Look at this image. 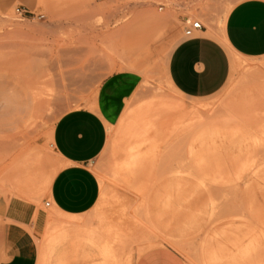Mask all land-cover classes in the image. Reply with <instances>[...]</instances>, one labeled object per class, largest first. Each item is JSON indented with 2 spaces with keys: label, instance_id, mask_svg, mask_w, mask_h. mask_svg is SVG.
<instances>
[{
  "label": "rangeland",
  "instance_id": "374dc122",
  "mask_svg": "<svg viewBox=\"0 0 264 264\" xmlns=\"http://www.w3.org/2000/svg\"><path fill=\"white\" fill-rule=\"evenodd\" d=\"M238 1L41 0V19L0 12V196L47 211L40 264H135L156 247L184 264H264V58L237 56L208 97L181 94L167 74L185 37L179 15L216 26ZM118 70L142 82L91 164L99 200L64 217L41 202L62 166L54 125L91 107Z\"/></svg>",
  "mask_w": 264,
  "mask_h": 264
},
{
  "label": "crops",
  "instance_id": "0c3cea01",
  "mask_svg": "<svg viewBox=\"0 0 264 264\" xmlns=\"http://www.w3.org/2000/svg\"><path fill=\"white\" fill-rule=\"evenodd\" d=\"M40 1L0 0V12L8 13L15 5L35 11ZM188 18L179 15L183 23ZM237 56L264 58V0H239L219 25H204L193 37H183L169 54L167 74L181 94L208 97L227 83ZM141 82L137 71L113 72L101 82L91 107L71 109L58 118L52 138L62 166L51 179L42 203L50 201L49 208L64 217L80 216L93 209L101 186L91 164L103 151L111 126L120 120ZM47 219V211L34 201L0 196V264H40L35 235L44 229ZM135 264L184 261L176 250L156 247L145 251Z\"/></svg>",
  "mask_w": 264,
  "mask_h": 264
},
{
  "label": "built area",
  "instance_id": "2783aa9c",
  "mask_svg": "<svg viewBox=\"0 0 264 264\" xmlns=\"http://www.w3.org/2000/svg\"><path fill=\"white\" fill-rule=\"evenodd\" d=\"M15 11L20 17H35V16H37L40 19L44 18L43 14L37 15L35 11H30L21 5L16 6ZM185 23L187 25L185 28V36L186 37H193L198 31H201L204 28V24L200 20H192V19L188 18ZM45 205L47 207H49L51 205V202L47 201L45 203Z\"/></svg>",
  "mask_w": 264,
  "mask_h": 264
},
{
  "label": "bare ground",
  "instance_id": "6f19581e",
  "mask_svg": "<svg viewBox=\"0 0 264 264\" xmlns=\"http://www.w3.org/2000/svg\"><path fill=\"white\" fill-rule=\"evenodd\" d=\"M8 17H9V16H8ZM13 35H14V34H13ZM167 45H168V44H167ZM164 52H165V51H164ZM239 59H240V58H239ZM39 80H40V79H39ZM39 80H38V81H39ZM38 81H36V82H38ZM42 82H43V80H42ZM39 84H41V83H39ZM30 85H31V88L33 89V87H32L33 84H30ZM35 89H36V88H35ZM38 89H39V88H38ZM42 92H43V91H42ZM47 93H48V92H47ZM36 94H38V93H36ZM40 94H41V93H40ZM43 94H44V93H43ZM35 96H36V95H35ZM37 96H38V95H37ZM39 98H40V97H39ZM42 98H43V97H42ZM46 98L48 99V97H46ZM40 99H41V98H40ZM38 100H39V99H38ZM43 100H44V99H43ZM38 102H39V101H38ZM39 103H40V102H39ZM44 104H45V103H44ZM45 106H46V105H45ZM50 107H51V106H50ZM204 109H205V108H204ZM196 111H197V113H199V112L201 113V111H199V110H194V113L192 112V114L196 115V114H195ZM198 111H199V112H198ZM188 112H189V111H187V113H188ZM36 113H38V112H36ZM185 113H186V112H185ZM204 113H206V112H204ZM199 115H200V114H199ZM184 116H186V115L183 114V117H181V118H184V119H185ZM205 116H206V115H204V117H205ZM35 117H37V116L35 115ZM187 117L191 118L192 116L190 117V116H188V114H187ZM187 117H186V119H188ZM198 117H203V115L198 116ZM209 117H211V116H209ZM38 118H39V117H38ZM192 118H193V117H192ZM192 118H191V119H192ZM194 119H195V118H194ZM209 119H210V118H209ZM212 119H213V118L211 117L210 120H212ZM217 119H219V118H217ZM206 120H207V118H206ZM210 120H209V121H210ZM214 120H215V119H213V121H214ZM197 121H198V120H197ZM200 121L203 122V121L201 120V118H200ZM215 121H217V120H215ZM211 122H212V121H211ZM197 123H198V122H197ZM188 124H189V123H188ZM197 125H199V124H197ZM198 127H199V126H198ZM175 128H177V125L175 126ZM185 128H186V127H185ZM195 128H196V127H195ZM199 128H200V127H199ZM29 129H30V128H29ZM171 130H172V129H171ZM26 131H27V130H26ZM186 134H187V133H186ZM192 134H193V133H192ZM22 137H23V136H22ZM156 158H157V157H155L154 159H156ZM48 180H50V179H48ZM48 186H49V185H48ZM76 222H77V221H76ZM76 222H75V223L73 222L72 225L75 226ZM68 223H69V222H68ZM69 224H70V223H69ZM70 225H71V224H70Z\"/></svg>",
  "mask_w": 264,
  "mask_h": 264
},
{
  "label": "snow or ice",
  "instance_id": "6c2138e0",
  "mask_svg": "<svg viewBox=\"0 0 264 264\" xmlns=\"http://www.w3.org/2000/svg\"><path fill=\"white\" fill-rule=\"evenodd\" d=\"M193 75H195V72H193Z\"/></svg>",
  "mask_w": 264,
  "mask_h": 264
}]
</instances>
